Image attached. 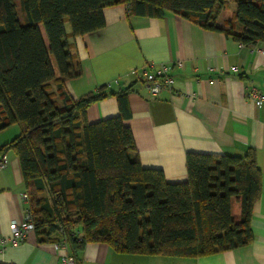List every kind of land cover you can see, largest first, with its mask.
<instances>
[{"label": "trees", "instance_id": "trees-1", "mask_svg": "<svg viewBox=\"0 0 264 264\" xmlns=\"http://www.w3.org/2000/svg\"><path fill=\"white\" fill-rule=\"evenodd\" d=\"M228 1L236 9L223 29L216 18ZM113 4L136 16L172 11L242 44L264 43V0H0V130L20 126L0 145V159L8 152L19 158L37 241L64 242L78 263L88 242L187 257L247 245L261 190L253 148L241 155L188 152L187 179L171 182L161 169L140 164L123 123L127 89L106 92L103 85L77 99L67 93L65 82L80 75L67 38L103 27V8ZM109 94L118 95L119 115L88 122L87 107Z\"/></svg>", "mask_w": 264, "mask_h": 264}, {"label": "crops", "instance_id": "crops-1", "mask_svg": "<svg viewBox=\"0 0 264 264\" xmlns=\"http://www.w3.org/2000/svg\"><path fill=\"white\" fill-rule=\"evenodd\" d=\"M235 9V2L228 1L219 10L216 25L226 28ZM103 17V27L67 38L80 68V75L64 84L69 96L77 99L103 85L106 92L127 89L122 105L128 115L123 123L131 130L140 164L161 169L171 182L187 179L188 152L241 155L253 148L261 190L252 206L253 239L247 245L187 257L124 253L103 242H88L78 255L79 264H264V102L258 106L246 96L251 87L264 92V43L242 44L172 11L159 18L136 16L126 5L113 4L103 8ZM146 64L170 65L173 90L152 97L131 73ZM119 102L117 94H109L91 103L86 109L88 122L119 115ZM19 132L18 123L1 129L0 145ZM4 161L0 236H8L10 224L23 220L27 208L19 158L8 152ZM231 212L238 222L236 199ZM58 253L54 242L37 241L32 230L16 243L0 244V264H58Z\"/></svg>", "mask_w": 264, "mask_h": 264}, {"label": "built area", "instance_id": "built-area-1", "mask_svg": "<svg viewBox=\"0 0 264 264\" xmlns=\"http://www.w3.org/2000/svg\"><path fill=\"white\" fill-rule=\"evenodd\" d=\"M172 67L170 65L161 64L158 68H153L151 64H146L139 69L132 70V74L143 81L148 93L152 97L158 96L163 90H173L174 79L171 75ZM247 98L251 99L256 105L264 102V92L255 87L247 90ZM5 166L4 158L0 159V168ZM33 230V224L30 220V214L25 213L23 220L20 222H12L10 224V232L8 236H0V244L7 242L16 243L24 239L29 231ZM55 249L59 252L58 264H79L76 259L68 253L64 242L54 243Z\"/></svg>", "mask_w": 264, "mask_h": 264}, {"label": "rangeland", "instance_id": "rangeland-1", "mask_svg": "<svg viewBox=\"0 0 264 264\" xmlns=\"http://www.w3.org/2000/svg\"><path fill=\"white\" fill-rule=\"evenodd\" d=\"M16 1V3H17V6H18V0H15ZM40 28H41V31L43 32V28H42V26H40ZM65 28L67 29V30H69L70 28H69V25H68V22H65ZM45 194H46V192H44ZM234 199V198H233ZM232 199V200H233ZM73 231L75 232V233H80V230H79V228H73Z\"/></svg>", "mask_w": 264, "mask_h": 264}]
</instances>
